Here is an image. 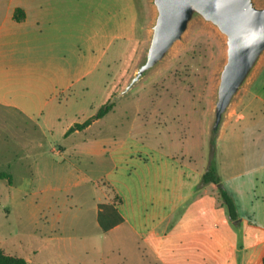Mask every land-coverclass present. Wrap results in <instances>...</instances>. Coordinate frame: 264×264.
Returning <instances> with one entry per match:
<instances>
[{"label": "rangeland", "instance_id": "1", "mask_svg": "<svg viewBox=\"0 0 264 264\" xmlns=\"http://www.w3.org/2000/svg\"><path fill=\"white\" fill-rule=\"evenodd\" d=\"M15 7L27 14L21 25L8 19ZM150 19L149 0H0L1 35L12 24L40 37L19 44L17 56L50 59L57 69L90 61L84 79L50 90L48 124L0 105V171L12 174L11 184L0 179V252L28 264L239 263V220H227L216 185L199 180L212 160L239 214L264 200V57L214 140L224 44L199 20L159 67L118 95L143 56ZM114 96L108 113L65 134ZM105 201L125 217L107 231L95 206Z\"/></svg>", "mask_w": 264, "mask_h": 264}, {"label": "water", "instance_id": "2", "mask_svg": "<svg viewBox=\"0 0 264 264\" xmlns=\"http://www.w3.org/2000/svg\"><path fill=\"white\" fill-rule=\"evenodd\" d=\"M149 4L147 45L132 77L118 95L159 67L183 40L190 24L199 20L212 27L224 44L223 62L216 72L210 123L211 137L216 140L228 110L264 57V1L149 0Z\"/></svg>", "mask_w": 264, "mask_h": 264}, {"label": "crops", "instance_id": "3", "mask_svg": "<svg viewBox=\"0 0 264 264\" xmlns=\"http://www.w3.org/2000/svg\"><path fill=\"white\" fill-rule=\"evenodd\" d=\"M13 10L8 18L10 21H13ZM26 18L27 14L24 11V19L15 23L21 25ZM13 26L11 24L3 32V35L0 34V52H4V55L0 56V105L7 107L11 112L18 113L28 121H33L38 125L41 122L48 124L50 119L43 114V110L47 107V101H51L54 98L50 90L54 89V87L60 89L67 88L74 81L84 79L90 70V68H86L85 63L90 64V61L87 60L86 62L84 55L82 56V65L73 69L61 67L57 69L50 59L30 62V57L17 56L16 53L19 51L18 45L39 39L40 37L36 36V39H34L35 37L27 33L12 32ZM87 44H89L88 48L90 49L92 42H87ZM2 46H5V48L2 49ZM53 150L54 147L51 148L52 152ZM54 153L59 154L57 151H54ZM260 168H264V164ZM260 192L264 194V182L261 185ZM232 194L239 214L238 198L233 192ZM98 203L113 204L123 218L120 223L125 221L124 215L119 210V205L110 201L97 202L95 205L96 213ZM216 203L220 205V200L217 199ZM251 210V213L250 211H245L239 214L237 218L239 220L238 227L242 229L244 236L242 244L238 247L237 245H233L235 261L239 260L237 264L263 263L264 200L258 202ZM227 220H229L228 217ZM120 223L114 225L112 228Z\"/></svg>", "mask_w": 264, "mask_h": 264}, {"label": "trees", "instance_id": "4", "mask_svg": "<svg viewBox=\"0 0 264 264\" xmlns=\"http://www.w3.org/2000/svg\"><path fill=\"white\" fill-rule=\"evenodd\" d=\"M13 18L16 21H21L24 18L23 9L20 7H15L13 10ZM112 107L113 103L107 101L106 103L100 106L94 116L86 119L81 123H74L66 130L65 134H68L74 130H79L87 127L92 123L93 119L101 118L106 113H108L112 109ZM0 179H6L7 182L11 184V172L0 171ZM210 183L216 185L219 197L221 198L222 203L226 207L228 219L230 221H235L239 217L236 201L232 192L223 185L212 160L208 163L206 169L202 172L199 180L200 185H207ZM97 207L98 209L96 213V221L103 231L109 230L114 225L120 223L123 220L122 216L119 214L113 204L98 203ZM0 264H28V262L23 257H18L0 252ZM262 264H264V259Z\"/></svg>", "mask_w": 264, "mask_h": 264}]
</instances>
